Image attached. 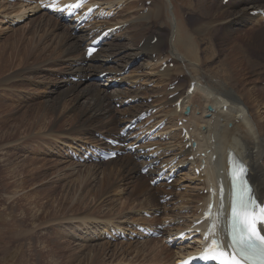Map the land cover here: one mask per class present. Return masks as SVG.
<instances>
[{"label": "bare ground", "instance_id": "obj_1", "mask_svg": "<svg viewBox=\"0 0 264 264\" xmlns=\"http://www.w3.org/2000/svg\"><path fill=\"white\" fill-rule=\"evenodd\" d=\"M119 1L121 0H118V2ZM214 1L216 0H209L210 3ZM152 2V5L148 9V17L145 16L149 19H145L141 22L142 24L138 23L134 27L135 33L134 35L132 34L133 36L131 37V40L134 39V41L132 42L133 45H131L132 43L127 42L126 40L123 42L120 41V37L117 34L113 37V39H111L101 48L97 55L90 59H87L85 57V54H82L80 51L83 42L87 38L88 33L85 34L81 31L78 33H73L74 31L69 24L61 22L59 19L49 14H46L48 17L43 16L44 18H46V26L52 29L48 30L46 34L50 31L56 32V35L53 38L45 40L44 42H46L47 44H45L48 46L53 45L55 49H58L59 47L60 54L57 56H52V58L50 59L47 58V60L46 58H43V61H40L31 66V70L33 69L37 72L40 70V68L46 67L48 64L50 65L58 60L57 58L55 60L54 57H60L63 58L65 62H67L65 65H61L62 69L65 72L62 73L60 78H47L46 81L37 79L39 76L28 77L29 79L33 80L35 84H37L39 81H43L46 84H44L45 88L47 86L44 93L47 94V96L43 97V99H48L43 100L41 104H38L37 101L31 99V96L33 94L36 95L35 89L33 87L31 88V92H33V94H26V96L28 94L30 95L29 101L31 102V104L20 103L22 105L24 104L23 108L27 109H25L21 113V115L16 117L15 119L11 116H8L11 117V119H8L7 117V119L0 120V122L7 125V123H10L11 121L19 122L25 119L27 122H30L31 125L40 124L39 126H41V128L39 129V131H45L44 133L46 134L52 136L54 135L56 139L60 136L65 138H67L68 136L73 137V135L83 133L86 130L88 131L87 135H90L91 132H93V134L95 135V132L97 131L102 133L113 132L115 130L118 131L120 129V124L126 120L127 116H130L131 118L134 114H137L141 110H144L146 106H152V103L150 104L148 102H144V100L141 99V86H137V83L140 82L144 77H137L135 75H133L132 77H121L120 79L127 82L128 85L125 88H118L113 86H100L101 83L98 84L97 82H92L87 85H81L80 82H74L72 76L88 78V76L99 74L102 71H110V82L104 83L108 84L116 79H119V76L121 75L118 73H121L125 69L126 65L134 58H137V56H141L140 58L143 59L144 57H147V59L150 61L154 59L152 57V53H156V56L158 57L157 60L165 59V57H171V61L175 60L174 67L167 66L164 72H161L155 76L153 75L150 81H154L156 78L160 82H169L167 84L169 86L172 82L171 79L174 76L176 77L177 74L183 73L184 76L188 78L189 83L187 88L184 89L181 84H177L173 90H170L168 92L169 94L175 92L179 93L172 100H167V103L171 104V108L169 110H164L166 114L169 111L174 110L170 115L177 120L179 115L178 112L180 111H178V108L175 104L173 106V103H176L180 98H183L180 104L181 109H184V107L187 104H191V102H193V105L196 103V105L200 106V110H197V108L192 109L191 106L192 110L190 109V112L192 113L191 115H189L187 123L185 124V126H189L188 128L192 127L191 135L195 140H197V146L194 149V145L192 143L189 148H186V144L191 143L192 139H187L184 141L182 130H179L178 132L174 130L173 134L172 131L169 133L170 138L177 137L176 141L178 142L179 146L180 144H183L181 148H175V143L174 145H172L167 141V143H163L162 146L164 148V152L175 150V153L172 154L173 156H176L177 154L183 156L178 161L177 166H179L180 164L191 165V178L192 180H198V183L196 182L197 185H194V189L192 188L188 192L176 191V189L181 186V179H187L186 175L184 177L180 176L179 180L173 183L172 190H168L167 186L163 182L158 185H152L148 177L142 174L140 171L143 162H139L138 159H136L131 154L104 162L107 165H110L113 162L115 163V165L111 168H103L102 177L103 180L107 179L108 181L110 180V176L112 175L120 178V186L126 193V198L128 199V201L136 202L135 207L138 209V214H140L142 210H152V208H156L155 211L161 209V211L163 210L165 215L173 217V220L175 222H180L181 219H185V214L180 211L177 213H171L174 211V209H168L166 207V204L163 205L161 203V200L165 199L169 195L172 196V198L168 202H166L167 204L173 201H179L180 199L181 202L177 207L178 210L186 209L192 213V217H186L183 223L175 224L172 230L177 231L175 233L177 234L178 231L183 230L185 227H188V225L190 226L192 221L196 220L198 210L202 206L200 205V202L202 201L201 203H207L209 201L208 193L205 194L204 190L209 189L210 186H216L219 178L227 179V154L229 148L234 149L236 154L239 155L242 161L249 165L250 177L255 185L256 192L261 198H264V121L262 120V117H260V115H262L260 113L261 111L258 112L257 110L259 108V105L258 108L255 107V104L251 106L256 112V115L252 114L250 108H248L247 106H244L245 111L247 109L246 116H244L245 112L244 115L242 114V109L244 108L239 105H243L244 103L241 101L238 94L233 89L235 88L236 90L239 84H243L246 87L247 84L245 82V79L248 76V73L252 72L251 70H260L264 73V23L260 17L251 15L250 13L255 9L264 8V0H229L226 4H223V2L221 1V3L215 5L213 11H211V5L207 2V0H191L189 8H191L192 13L204 7L206 10V13L203 15V17H200L196 20L208 21H205L198 26L191 25L189 29L186 24H183L184 22H182V20L181 24L178 22V16L176 15L175 8L174 15L175 18L177 17L176 21L165 20L166 18L164 17H166V15L164 16V9L165 6L167 7V3L165 0H156L155 2ZM108 3L113 7L112 2ZM3 4L8 3L6 1H2L0 3V9L4 7ZM133 4L130 5V9H133L136 6ZM20 6H24V8H21ZM144 7L145 6H143L142 9H144ZM18 8L20 10H23L25 9V5L12 4L11 9L9 7H6L5 9L1 10V20H3V17L4 19L12 18L13 20L23 17L25 15V11H22L24 12V14L19 13ZM32 9H39V7L36 5L35 7H32ZM162 20L167 24V31L163 32V29L159 28V26L157 29L153 30V26H156V23L161 22ZM144 22H148L146 25L148 26V28L146 29L144 28ZM107 25H111V23L109 22V24L107 23ZM143 28L145 30H142ZM197 32H200L202 36H196ZM182 34L183 37L181 36ZM154 35H157L159 38L157 42L152 43L151 40L153 39ZM32 36L29 39L30 42L33 41ZM144 36L145 38H143ZM141 42L143 43L141 44ZM179 46H182V49H180ZM165 50L167 53L169 51V54L162 58L163 51ZM201 51L206 55L200 53ZM4 52L5 51H3L2 56H0V96L4 98L5 94L10 91H12L13 93L17 92V97L21 96V85L14 84V79L13 77H10V73H8L7 76L4 75V73L7 71V69H5L4 67H8V63L7 65L5 64L7 58L4 57L6 54ZM170 53L173 54V56H171ZM180 54L182 58L179 57ZM209 57H213L214 60H216L217 58H222L218 60V69L204 66L205 62L208 63L207 59ZM32 63L33 62H31V64ZM140 63L141 66L146 64L144 63V60ZM29 64L30 63L25 64L24 66H28ZM62 69L59 70L63 71ZM26 70L27 67L25 69V72ZM41 71L43 72L44 70ZM29 73H32L30 69ZM37 74L39 75L42 73ZM15 75L21 76L24 75V73L17 72L15 73ZM147 76L149 75L147 74L145 78H148ZM242 79L245 83L242 81ZM191 81H195V89L192 94H186L188 88L191 86ZM132 84H136V87L132 88ZM8 86H12V89ZM48 87H50V89H48ZM252 89L254 88L247 89L244 92H248ZM259 92L262 93L261 91L253 92L256 96L253 101L257 102V100L259 99L257 98ZM205 95H207L208 97L205 98ZM40 96L43 95L40 94ZM148 96L150 95L148 94L145 98L147 99ZM200 96L201 99H199ZM130 98H139L140 100L138 103L125 105L123 107H120L119 109H116L115 106L118 102L124 103L127 99ZM13 99L19 102L14 97ZM1 100L4 99L0 98V112L3 109L6 110L7 107H9V109H13V105L15 104V102L14 104L11 103L12 101L1 103ZM16 105L17 104H15V106ZM209 106H211L212 110H209ZM32 107H35V109L30 111L29 109ZM67 109L71 111L69 115H66L64 113ZM197 112H199L200 114L197 115ZM65 115L67 117H64ZM60 120L61 127L66 123L69 126L66 128H64L65 126L63 128H55L57 124L56 122H59ZM178 122L172 125L174 126V128L176 127V130H178L177 128H179ZM229 123L232 126H230ZM16 126H20V123ZM7 135L14 136L12 133H7ZM30 140L32 139L30 138ZM14 150L12 149V151ZM209 150H211L212 152H209ZM213 153H216L218 156L215 162L211 158ZM150 154H152V152L149 153V155ZM197 154H199L200 157H196ZM190 156H194V159L189 160ZM28 159L31 162L35 161V158H24V162ZM165 160L168 161L169 158H165ZM202 163H204V168H200ZM76 166H78V164ZM196 167L201 169L199 174L195 172ZM15 168H18V166ZM95 168L96 165H93V167H85L86 171L89 173H96ZM11 172L13 173L12 170ZM137 212L132 210L133 215ZM86 216H89V214ZM63 221L64 220L60 222L62 223ZM70 221L72 222V220H69V222ZM107 221L111 222V220L108 219ZM60 222L57 223V226H61L60 228L65 229L66 227H63V223L60 224ZM195 231L196 230H194V233ZM163 233H167L166 228L163 230ZM28 234L31 235V233L29 232ZM156 241L157 239H150V242ZM60 242L58 241L57 245L54 243L55 247L57 246V248L60 249ZM127 243H130L131 245L134 244L132 242ZM105 244L106 243L97 244V246H104ZM149 244H142L144 245V247L142 248H139L140 246H136L135 249L130 250H127L126 248L125 251H128L129 253L133 250L135 252V258L138 256L140 257V255L147 257L151 253L150 247L152 250L155 247H159L157 245ZM127 246L130 245L128 244ZM183 247L184 249L180 248L177 253L179 256H177L178 258L190 252V250L187 249V246ZM166 249H168V247H166ZM116 250L117 248L115 249L114 254L117 253ZM104 251L105 247H101L100 250L94 252L96 254L93 255H98V257H100V254ZM121 254H123V252ZM124 256H126V254H124ZM133 259L124 261H129L130 263L138 261L137 259ZM138 262L142 263V261ZM164 262L168 263V261Z\"/></svg>", "mask_w": 264, "mask_h": 264}, {"label": "rangeland", "instance_id": "obj_2", "mask_svg": "<svg viewBox=\"0 0 264 264\" xmlns=\"http://www.w3.org/2000/svg\"><path fill=\"white\" fill-rule=\"evenodd\" d=\"M2 1H6V0H0V3ZM133 1L128 0L127 6L125 5L124 7L121 6L123 5L122 3L123 0L119 2L118 0L108 1V2H112L113 6L115 4H116L115 6L121 4L119 5L120 12L117 13L116 18H114L115 20H113V22H115L116 24L130 22L126 28H123L125 30L123 32L121 31L123 33V34L121 33L122 36L119 35L120 37L119 40L122 42L126 40L127 42L132 43L134 41V39L131 40V37L135 33L134 27L138 23L144 21L145 19L147 20L149 19L147 18L149 11L148 9L152 5L153 3L152 1L155 2L156 0H138V1L133 0ZM165 1L167 3V7L165 6L164 9L165 11L164 16L166 15V17H164L166 18L165 20L176 21L177 17L175 18L174 15V8H175L176 15L178 16L177 18L178 22L181 24V20H182V22H184L183 24H186L188 26V29L190 28L191 25L198 26L199 24L208 21V20L205 21L196 20L200 17H203V15L206 13V10L204 7L192 13L191 8H189V4L191 0H171V1L165 0ZM221 1L224 4L223 0H216L211 3L209 2V0H207V2L210 3L211 5V11H213L215 5L221 3ZM6 2L8 4H3L4 7L5 8L9 7L10 9L12 8V4H16V5L24 4L25 9L20 10L21 8H24V6L23 7L20 6L21 8L19 7L20 9L19 8L18 9H19V13L24 14V12L22 11H25L24 16L26 17V20L22 22H18V24L16 25H12V23H10L13 21L12 18L4 19L3 17V20H1L2 15H0V56H2V52L5 51L4 53L6 54L4 57L7 58L5 64L7 65L8 63V67L7 66L4 67L5 69H7L4 75L7 76V74L10 73L9 74L10 77H13L14 79L15 82L14 84H19L21 85L20 87L22 88L20 90L21 96L17 97L16 94L18 93L17 92L13 93L12 91H10L11 93L10 92L6 93L4 98L0 96L1 99H4L1 100V103L12 101L11 102L12 104H14V102L15 104H17L16 105L17 107L15 106V104L13 105V109H9V107H7L6 110L3 109L0 112V120H5L7 119L8 116L13 117L14 119L20 116L21 113L25 109H27V108H23L24 107L23 105L31 104V102L29 101L30 95L28 94L26 96V94L27 93L33 94V92H31V88L33 87L35 89L36 95L33 94L31 96V99L37 101L38 104H41L43 100L48 99V98L43 99V97L47 96V94L44 93L45 89L47 88V86L45 88L46 84L43 81L41 82L39 81L38 83L36 82L37 84H35V82H33V80L29 79L28 77L39 76L37 79L44 81H46L47 78H53V77L60 78L62 73L65 72L62 69L61 65H65L67 63L63 60V58L54 57L55 60L56 58L58 59L57 61L53 62L54 64L53 63L50 65L48 64L46 67H43L44 69L40 68V70L37 72L36 70L33 69L31 70V66H33L34 64L40 61H43L44 60L43 58H46L47 60V58L50 59L52 58V56H57L60 54L59 47L58 49H55L53 45L48 46L46 45L47 43L44 42L45 40H49L53 38L56 35V32L50 31L46 34L48 30H52V29L46 26L47 24L46 18L43 17L44 13H39V12L37 13V10L39 9H32V7H34L35 4L28 3L27 5V2L21 0L11 3L8 1ZM132 4L136 5L137 7L135 6L133 9H130V5ZM143 6L146 7V8L144 7L145 10L142 9ZM4 7L0 9V14L2 13L1 10L5 9ZM44 16L47 15L45 14ZM15 20H17V18ZM144 23H145L144 28L145 29L148 28V26H146L148 22H144ZM158 26L159 28L163 29L162 30L163 32H166L168 29L167 24L163 20L161 22L156 23V26H153V30L157 29ZM144 28L142 30H145ZM31 36L33 39L32 42L29 41ZM181 36L183 37V34ZM196 36L201 37L202 34L200 32H197ZM143 38H145V36ZM131 45H133V43ZM179 48L182 49V46H179ZM80 51L82 54L84 53L83 47L81 48ZM200 53L206 55L202 51ZM166 54L168 55L169 51L168 53L166 52V50L163 51L162 56H165ZM170 55L173 56V54L171 53ZM140 57L141 56H137L135 61L136 63L135 65H137L136 68L138 69L133 70V68H130V72H127L126 75L128 77H132L133 75L140 77L142 75V77L144 78L147 74L149 75L147 76L148 78L141 79V81L138 82L137 85L140 86L142 84L141 90H142V97L144 96V99L147 96V94L153 96V97L148 96L149 98L147 97L148 99H145L146 101H148L150 104L152 102V106L160 105L158 106V112H157L159 118H166L168 123L173 118V120L171 121V123L168 124V126H170L171 124L172 125L175 124V122H178V120L180 121L183 120L184 118L188 119L189 116L184 113L187 106L190 107L192 106V109L197 108V110L198 109L200 110V106L196 105V103L193 105L192 104L193 102H191V104L189 105L187 104L184 107V109H180V112H178L179 115L177 120L176 118L170 115L174 110H171L168 112L167 115H164L166 113L163 111V109L167 110L171 107L170 104H165V103H167L168 99L169 100L173 99L170 97L171 95L168 93L170 91L169 89H172L171 88L172 86L170 87L168 86V89H166L168 82L164 83V82H160L159 80H155V81H150V80L153 77V75L155 76L161 72H164L163 69L159 67V65L162 66L161 63H163V60H166V58L162 60H157L160 61L159 63L156 61V59L150 61L147 59V57H144V59ZM152 57H155L154 53H152ZM179 57L182 58L181 54ZM155 58L158 57L156 56ZM220 59L222 58H217L216 60H214L213 57H209L207 59L208 63L205 62L206 64L204 63V66H209L211 68L218 69L219 68L218 60ZM143 60L144 63L148 62L150 64L147 63V66H145L146 64L141 66L140 62ZM26 62L30 64L28 66H24L25 64H28ZM31 62L33 63L31 64ZM172 62L175 63L174 61ZM26 67L27 70L25 72ZM140 67H144V68H140ZM29 69L30 71H32V73H29ZM59 69L60 70L62 69L63 71H60ZM41 70L44 71L42 72ZM251 71L252 72L248 73V76L245 79V82L247 84L246 87L243 84L241 85L239 84L236 90L235 88L233 89L238 94L241 101L244 103L243 105H239L242 108H244L242 109L243 111L242 114L244 115L245 112L244 116H246L247 109L245 111L244 106H247L248 108H250L251 113L256 115V112L251 106L255 104L256 105L255 107L258 108L259 105V108L257 110L258 112L261 111L260 113L262 115H260V117H262V120L264 121V91H263L264 73L261 72L260 70H258L259 72L256 70H251ZM17 72L24 73V75L21 76L15 75V73ZM37 73H42V74L38 75ZM259 73L262 74L260 75ZM171 80L172 82H176V84H181L183 88H187L189 83L188 78L184 76L183 73L177 74L176 77L174 76ZM242 81L244 82L243 79ZM92 82L95 81L93 80L80 81L81 85H87ZM97 83L100 84V82ZM132 85H133L132 88H135V84ZM100 86L108 87V84H103V85L100 84ZM8 87L12 89V86H8ZM251 88L254 89L248 92H244L247 89H251ZM48 89H50V87H48ZM254 91L262 92V93L259 92L257 97L259 99L257 100V102L253 101L256 97L253 93ZM40 94L43 96H40ZM7 96H8V100H7ZM13 97L17 99L19 102L14 100ZM207 97L208 96L205 95V98ZM199 99H201V96L199 97ZM153 100L155 102H153ZM20 103H24V104L22 105ZM120 103L121 102H118V105ZM118 105L115 106L114 104L116 109H119L121 107V104L120 106ZM35 107L28 109L31 111L34 110ZM70 112L71 111L67 109L64 113L66 115H69ZM191 113L192 112H190L189 115H191ZM198 114L200 113L197 112V115ZM66 115L64 117H67ZM11 117H8V119H11ZM168 117L171 120H169ZM61 120L59 121L60 123L56 122L57 124L55 128L57 127L63 128L64 126H65L64 128H66L69 126L66 123L61 127L60 125ZM26 122L27 121L25 119L19 122L11 121L10 122L11 124L7 123V125L4 123L2 124L0 122L1 134L3 130V134L2 135L0 134L1 136L0 139H3L0 140V144H1L0 146L1 149L0 150V264H150L153 261L154 263L167 261V259L171 261L173 257L174 259L176 258V254L179 250L177 251L176 249H171L169 247L168 249H166L167 246L165 247V244L161 241V239L160 241H156V242H150V240L148 242H139V243L132 242L134 243L133 245L127 242H109L100 239L94 240L93 234L96 233V230H98L100 226H104L107 223L108 224L110 223V221H107V219L111 220V222L115 220L116 221L119 220L122 221L123 223L128 224V222H126L127 220L128 221L141 220L143 217L142 214L139 215L137 212L138 209L135 207L136 202L128 201V199L126 198L127 197L126 193L123 191V188L120 186L121 182L119 181L120 180L119 177H115L114 175H112L110 176L109 181L106 179L108 182L106 180H103L102 177L103 168L105 167L111 168L115 165V163L112 162L110 165H107L106 163L79 164V163H74V161H71V159L68 156H66V154L63 153L62 147L64 146L65 142L68 141L72 142L71 141L72 138L75 141H77V139H80L81 141L82 140L89 141L93 137L92 134L93 132H91L90 135H87L88 131L86 130L83 133L73 135V137L68 136L67 137L68 139L62 136L56 139L54 135L53 137L52 135L44 133L45 131H41V130L39 131V129L41 128V126H39L40 124L31 125L30 122L27 123ZM19 123L20 126L17 127L16 125ZM172 125L170 126L171 128L170 131L176 128V127L174 128V126ZM230 126L232 125L230 124ZM7 133H12L14 136L7 135ZM30 138L32 140H30ZM176 139L177 137L174 139H170L169 141L167 140V142H169V144L172 145H174L175 143L176 144L175 147L181 148L183 144H180L179 146ZM195 141L197 142V140ZM188 144L189 143L186 144V148L190 147V146L187 147ZM12 149L15 150L12 151ZM24 158H32V159L35 158L34 161L35 163L29 161V159L24 162ZM77 164L78 166H76ZM93 165H96L95 168L96 173L87 172L85 167H91V166L93 167ZM17 166L18 168H15ZM11 170L13 171V173L11 172ZM183 175H186L187 179L186 181H184L185 179H181L182 181L181 184H183V186L177 188V191L188 192L190 189L192 188L194 189L195 187L194 185H197L198 180L197 181L192 180L190 169L184 171L181 174V176ZM122 195H124L125 197ZM180 202L181 200L179 199V201H173L171 203L168 204L165 203V204L168 209H174V211L171 213H177L180 211L183 214H185L186 217L190 218L192 214L190 211L186 209L178 210L177 207L179 206ZM162 204L165 205L164 203ZM132 210L136 211L137 213L133 215ZM88 214L89 216H86ZM163 215L164 218L169 217L165 214ZM81 216H86V217H81ZM185 219H181L180 223H182ZM62 220H64L62 222L63 224L60 222ZM69 220H72V222L71 221L69 222ZM59 222L60 224L63 225V227L66 228L62 229L60 228L61 226L58 227L57 223ZM28 232L31 233V235L28 234ZM89 232H91L90 235ZM58 241L59 242L61 241L59 243L61 244L60 249L57 248V246L55 247V244L57 245ZM102 243H106V244L104 246L103 245L97 246V244H102ZM141 243L144 245L150 243L149 245H157L159 247H155L153 248V250L150 247L151 253L147 257L140 255V257L138 256L135 258L134 256L135 252L133 250L129 253L128 251H125L126 248L127 250H130V249H135L136 246H140L139 248L144 247V245H142ZM128 244L130 246H127ZM92 245H94L95 247ZM101 247H105V251L100 254V257H98V255H93L96 254L94 252L100 250ZM116 248H117L116 250L117 253L114 254ZM122 252L123 254H121ZM124 254H126V256H124ZM130 259L133 260L137 259L138 261H142V263L138 261L132 263H130L129 261L128 262L124 261Z\"/></svg>", "mask_w": 264, "mask_h": 264}, {"label": "snow or ice", "instance_id": "obj_3", "mask_svg": "<svg viewBox=\"0 0 264 264\" xmlns=\"http://www.w3.org/2000/svg\"><path fill=\"white\" fill-rule=\"evenodd\" d=\"M54 2L49 6H54ZM82 2L83 0H77L75 5L68 7H80ZM88 54H92L91 49ZM245 174L246 169L242 164L232 171L233 179L240 181V189L232 200L227 231L231 253L225 250L220 239H212L199 257L189 258L183 264H190L193 259H200L204 264L209 261L214 264H264V234L261 232V228H264V201L255 195Z\"/></svg>", "mask_w": 264, "mask_h": 264}]
</instances>
